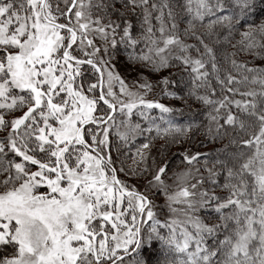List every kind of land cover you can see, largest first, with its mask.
Here are the masks:
<instances>
[{"label": "snow or ice", "instance_id": "6c2138e0", "mask_svg": "<svg viewBox=\"0 0 264 264\" xmlns=\"http://www.w3.org/2000/svg\"><path fill=\"white\" fill-rule=\"evenodd\" d=\"M257 60L264 0H0V264H264Z\"/></svg>", "mask_w": 264, "mask_h": 264}, {"label": "rangeland", "instance_id": "374dc122", "mask_svg": "<svg viewBox=\"0 0 264 264\" xmlns=\"http://www.w3.org/2000/svg\"><path fill=\"white\" fill-rule=\"evenodd\" d=\"M162 102H164L165 104H168L170 106H175V107H179L181 106L182 104V101H179V100H171V99H168V98H164L162 100ZM221 145L219 143L213 145V144H205L203 145L202 147L193 143L190 147L193 149V150H196V149H199L200 151H208L209 149H212V150H215V148L217 147H220ZM186 147H189L188 145H186ZM176 149L173 148L172 151H175Z\"/></svg>", "mask_w": 264, "mask_h": 264}, {"label": "trees", "instance_id": "16d2710c", "mask_svg": "<svg viewBox=\"0 0 264 264\" xmlns=\"http://www.w3.org/2000/svg\"><path fill=\"white\" fill-rule=\"evenodd\" d=\"M177 2H179V3H183V0H172V3L175 5ZM181 27H184V25L183 24H181ZM188 42L189 43H192L193 41L192 40H188ZM255 63H257V64H262V63H264V61H260V60H257V61H255ZM226 142V141H225Z\"/></svg>", "mask_w": 264, "mask_h": 264}]
</instances>
